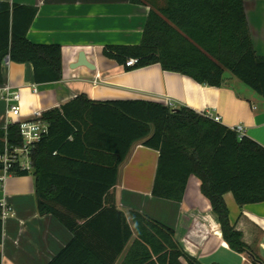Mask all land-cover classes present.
Here are the masks:
<instances>
[{
  "label": "trees",
  "instance_id": "1",
  "mask_svg": "<svg viewBox=\"0 0 264 264\" xmlns=\"http://www.w3.org/2000/svg\"><path fill=\"white\" fill-rule=\"evenodd\" d=\"M245 1L167 0L164 8L150 11L140 44L108 45L104 54L125 66L129 59H137L128 69L159 64L165 71L209 86H222L230 71L264 97V57L255 51ZM37 13V7L0 0V85L7 58L31 62L36 83L63 79L62 47L28 38ZM41 118L49 123V131L32 150V170L14 166L10 174L32 173L38 212L53 214L75 234L48 264H115L134 233L111 191L120 164L137 142L160 153L154 196L181 201L190 176H197L201 192L218 216L223 238L236 252L258 261L231 224L224 198L232 192L240 206L264 201V146L256 140L189 107L143 99L94 100L85 93L61 108L42 112ZM6 142L23 144L19 122L0 130V153ZM113 213L122 222L123 238L117 247L111 242L115 254L108 260L82 231L96 229L101 217ZM130 214L136 237L124 264H183L182 258L202 264L181 248L172 228L142 212Z\"/></svg>",
  "mask_w": 264,
  "mask_h": 264
},
{
  "label": "crops",
  "instance_id": "2",
  "mask_svg": "<svg viewBox=\"0 0 264 264\" xmlns=\"http://www.w3.org/2000/svg\"><path fill=\"white\" fill-rule=\"evenodd\" d=\"M1 1L37 7L28 38L34 43L62 47L63 79L39 84L31 62H5L4 84L0 85V130L10 123L32 119L37 113L61 108L85 93L94 100L143 99L219 115L223 125H241L243 135L264 146V97L230 71H226L222 86H209L165 71L159 64L128 69L104 54L108 45L140 44L150 11L164 8L167 0ZM245 12L255 51L264 57V0L245 1ZM81 53L94 68L76 66ZM7 85L20 92L19 117L7 113L3 91ZM159 154L137 142L119 166L117 184L111 192L134 236L115 264H124L136 237L130 214L133 210L172 228L181 248L202 264H264V201L240 206L232 192L224 196L230 222L256 254L258 261L254 262L249 254L233 250L223 238L218 216L201 192L197 176H190L181 201L152 194ZM0 199L13 208L12 215L3 220L2 264H48L74 238L75 234L56 216L38 212L32 173L6 175L0 181ZM82 236L92 247H100L99 253L110 260L115 250L109 247H113L111 242L114 247L120 244L123 225L115 213L108 214L96 222V229H84ZM181 261L189 264L185 258Z\"/></svg>",
  "mask_w": 264,
  "mask_h": 264
},
{
  "label": "built area",
  "instance_id": "3",
  "mask_svg": "<svg viewBox=\"0 0 264 264\" xmlns=\"http://www.w3.org/2000/svg\"><path fill=\"white\" fill-rule=\"evenodd\" d=\"M5 62L9 63L10 59L7 58ZM136 63L137 59L131 58L126 62V66L131 67ZM3 91L8 103L7 113L14 117H19L21 114L20 92L9 85L4 86ZM207 116L217 122H221V116L219 115ZM19 124L20 134L23 137V144L21 146H16L6 142L4 151L0 153V163L2 164L1 170L3 171V174L0 175L1 182L4 181L6 175L10 174V169L14 166H17L22 170H32V150L36 143H38L49 131V123L41 118V113H37L32 119L19 121ZM231 129L237 131L243 136L244 130L241 125L234 126ZM12 213L13 208L11 205L4 199H0V218L4 220L8 216L12 215Z\"/></svg>",
  "mask_w": 264,
  "mask_h": 264
},
{
  "label": "water",
  "instance_id": "4",
  "mask_svg": "<svg viewBox=\"0 0 264 264\" xmlns=\"http://www.w3.org/2000/svg\"><path fill=\"white\" fill-rule=\"evenodd\" d=\"M77 65H85L87 67L94 68V65H92L90 62H88L86 60V57H85V54L84 53H81L80 59H79L78 63H76V66Z\"/></svg>",
  "mask_w": 264,
  "mask_h": 264
}]
</instances>
